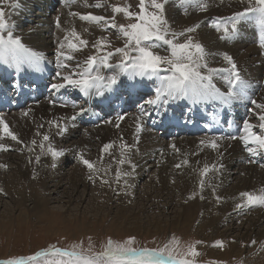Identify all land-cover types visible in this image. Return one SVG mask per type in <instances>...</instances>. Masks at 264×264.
Returning <instances> with one entry per match:
<instances>
[{"label": "snow or ice", "instance_id": "1", "mask_svg": "<svg viewBox=\"0 0 264 264\" xmlns=\"http://www.w3.org/2000/svg\"><path fill=\"white\" fill-rule=\"evenodd\" d=\"M74 0H65L71 3ZM171 0H138L136 11L132 10L130 4H111L109 0H97L95 4H88L84 0V7L100 9L106 4L111 8L112 15H97L91 12H71L70 16L78 17L80 21L93 25L101 31L113 29L116 38L123 41L121 47L113 48L111 40L107 36H101L93 42L83 38L82 34L75 28H62L60 17L56 18V27L65 34L58 40L55 51L56 68L55 76L58 81L50 84V90L59 93L62 89L72 88L87 97L93 93L96 96H104L105 92H111L118 84L121 76H126L130 81H149L156 83L154 98L147 99L145 104L155 109L161 105H167L170 101L191 100L193 104L219 102L224 106H231L234 101H247L248 115L237 125L238 133L227 137H210L200 141L201 148H210L219 154L222 160L223 153H220L221 141L239 140L244 151L248 155L247 163H257L256 157L264 154V101L249 98V91L252 84L242 75L235 59L228 53H220L224 61V67H211L210 56L204 45L197 41L194 33L201 28V23L183 28L179 31L173 29L166 16V6ZM223 3V0H220ZM243 5L242 10L235 11L227 17H214L208 21V27L220 33L221 40L235 41L241 34L243 26L250 25L254 28L257 36V46L262 50L264 56V0H238ZM183 8L184 14L188 13L189 7L199 11L207 12L209 0H177ZM12 9L20 8L19 0H0V64L9 66L28 65L33 70H39L45 61V56L25 46L20 37L14 35V23L11 21V14L6 15L5 5ZM123 15L129 21L127 24H118L117 15ZM89 31L88 28L84 29ZM94 50L84 60H77L76 53L85 48ZM159 49L160 51H157ZM164 54H161V53ZM118 58L116 63L111 61ZM115 69V74L105 75L103 69ZM67 70V71H64ZM219 80L220 84L216 81ZM52 106L57 105L56 99H50ZM60 107H67V102H60ZM73 108L78 105L73 104ZM84 113L81 108L79 112L71 116L76 121ZM151 113L141 107L139 116L136 117L135 132L136 144L139 143V133L143 130V119ZM25 116L28 112L24 113ZM255 119V123L253 122ZM125 119L124 115H118L115 120V127L119 128ZM113 123V121H105ZM231 128V121H227ZM58 129V134L68 131L65 124L61 126L59 121H49ZM40 127H43L41 125ZM37 135L41 133L37 132ZM6 138L17 144H22L19 136L11 130V126L0 116V141ZM50 136L43 134L42 140L38 142L33 139L31 147L24 145L29 153L35 151L38 145L40 155L35 156L36 163L40 162L41 155H50L55 168V161L63 156L64 150L56 149L50 143ZM121 142L106 143L101 149L98 160L92 161L85 157L83 152H77L76 158L84 168L87 169L88 179L95 182L99 180L101 185L111 186L112 183L125 188H130L129 178L134 176L137 165L132 161L131 154L136 144H128L120 138ZM174 150L175 145L171 146ZM118 148V156L113 149ZM11 150L8 145L0 143V152ZM105 155L111 157V162L105 165ZM31 163V160L29 161ZM112 164L117 167L113 173ZM128 165L130 171L123 170ZM189 165L187 158L175 165L181 168ZM264 167V164L260 165ZM6 165L0 164V168ZM224 168L222 162L212 164L205 163L198 170L199 193L205 187H211L215 195V187L210 183L212 173H219ZM35 178V177H34ZM198 192H193L189 199H194ZM217 202L221 197H215ZM200 199H204L200 195ZM264 208V187L258 190L242 191L238 194L234 208L245 210L250 208ZM202 241H195L187 244L172 236L162 247L148 248L138 246L135 236H129L123 240L113 239L111 236L100 245L99 250L91 242L84 246L83 241L73 242L66 247L58 244H49L29 255L13 256L0 260V264H197L196 258L201 255L198 245ZM257 241H251L255 245ZM214 247L223 249L224 242L217 240ZM264 249V242L261 244ZM222 264V262H216Z\"/></svg>", "mask_w": 264, "mask_h": 264}, {"label": "bare ground", "instance_id": "2", "mask_svg": "<svg viewBox=\"0 0 264 264\" xmlns=\"http://www.w3.org/2000/svg\"><path fill=\"white\" fill-rule=\"evenodd\" d=\"M38 1L41 0H24L20 1V4L22 5L23 9L29 11L31 10L29 5ZM209 1L212 4L209 6L208 11L202 13L204 16H206V19L204 20L207 21L217 16H230L235 11L242 10L243 8V5H241L238 0H223V3H221L220 0ZM96 2L97 0H87L88 4H95ZM176 2L177 0H171V2L166 6V14L176 19L177 22H180L181 20H190L192 15H197V13L191 7H189L188 13L184 14L183 8L179 7L180 5H177ZM74 5L78 7V13L91 12L97 15H105V10L103 7L99 9V12H97V8L84 7V0ZM74 5L71 7H74ZM21 17L22 16L18 11L16 12L15 16L12 17V22L15 25V36L20 37L25 45L33 48L35 51L43 53L44 56H47L52 51H56L53 50V47L51 49L48 45H46L50 43L49 41L45 40V43L40 37V31L46 30V28L38 29L36 26H34L27 33L21 34L17 29V26L22 24ZM27 18L30 19V17ZM200 18L197 17L195 21H199ZM75 19L79 20L78 17H75ZM35 23H38V21H35ZM49 23L50 22H47V24ZM82 25L83 27H81L80 33L82 34L83 38L87 40L95 38L99 33L102 32L99 28L93 25H88L85 23ZM171 26L175 30H177L179 27L178 24L177 26ZM85 28H88L89 31L85 32ZM242 34L243 31H241L240 40L238 37L235 42L220 41L216 35L215 37L208 36L207 38L203 39L201 43L204 45L205 49L212 54L209 58L211 67L226 66L219 55L220 53L226 52L235 59L245 79L262 81L264 80V63L257 57V50L253 46L241 42ZM51 43H54V40H52ZM93 51L94 50L91 48V46H89L86 50L84 49L75 55L77 60L82 61L88 55L93 54ZM161 54L164 53L162 52ZM115 71V69L109 68V71L106 75L115 74ZM256 99L259 101H264V85ZM25 112H28L27 116L24 115ZM63 114V110L56 108L49 109L45 104H41L38 107L22 109L17 113L3 116L7 123H12L17 127L20 126V135L22 137L26 136L24 135L26 132L30 136L31 140L35 139L38 144L42 140L43 134L50 136V143L58 150L62 149L60 148V142L69 143L73 140H79L77 145L71 144L68 148H66V150L62 149L64 150L65 154L61 156V159L58 158L55 161V168L51 166L53 163L52 159L44 160L36 164H33L32 161L31 163L27 161V163L23 164L20 161L22 164L15 165L12 170L13 178L11 177L9 180L1 179L2 176L0 175V194L3 197H10L9 199H11L12 203L18 204L15 207L18 208L29 199L33 206L32 209H34V212H36V210L39 212L45 210L46 212L45 207L47 201H51L53 199L51 196H62V198H60V203L63 204H78V202L82 201L79 198L81 197V194L83 195L85 193L88 196L93 195L88 192V189L92 188L98 198H107L105 203L111 206L114 205V209L119 207L123 210L132 205H136L137 208L135 210L136 213L139 214V212L142 210H152L153 206L155 205L158 207L161 206L158 203L160 200L165 204L164 207L174 205L173 202L175 201L173 194L175 195V193H177L181 196L182 201L180 204H178V207L180 208L179 211L170 213L171 216L174 214V216L171 218L172 224L178 225L180 223L186 222L189 226H195L194 222L197 223L199 219L201 221L207 220V226L199 225L198 227L202 230H204L205 227H207V229L210 228L212 230L211 238H215L217 237L219 232L218 228L220 226L223 228L224 232L229 234L231 232V227L232 231L239 232L240 227H236V225H242V223H244V233L238 234L237 236L239 241H245L251 237L255 238L254 240L264 239V208H262V210L259 209L253 211L246 209L236 210L234 208L236 198L240 192L258 190L259 188L264 187V170H259L258 168L252 166L245 167L238 164V147L234 143L221 142L222 146L219 152L223 153L222 160L220 159L219 154L212 149L201 148L200 141L204 140L201 137L195 138L193 141L189 138H184V141H179L178 139L171 140L168 143L164 142L165 145H162V143H160L161 141L154 139L151 136H143L139 137V143L136 144V136L133 135V130L135 131L136 118L127 116L121 122L119 128L115 127V124H113L107 126L105 130L114 134L112 142H115L117 145L121 142V137H123V140L128 144H136V148L131 154L132 161L137 165L134 176L129 178V183L132 186L130 188H125L122 182L120 185H117L116 183H112L111 186L101 185L99 180L93 182L88 179L87 169L79 163L76 158V153L84 152L85 149H91L93 151L89 153V160H98L101 155V149L103 145L108 143L106 141L104 132L97 131L98 133H92L89 129H86L81 132H72L70 135L72 138L70 140L57 139L59 136L58 129L54 125H50L49 121H59L61 126H64L63 120L61 119ZM253 121H255L254 118ZM41 125H43V127H40ZM23 128L25 132L22 130ZM37 132L41 133V135H37ZM27 137L25 139H28ZM1 142L3 143V141H0V143ZM172 145H175L178 151L174 150L171 147ZM144 146L149 151L148 154L145 153ZM9 147L11 150H13V152H16L17 149L11 146ZM36 148L40 150L38 145ZM118 151V148L113 150L114 154L117 156ZM174 151L176 154L173 159L171 158V155L174 153ZM157 158L159 159L157 160ZM185 158L189 160V165L176 168L175 165L181 163ZM13 160V154L6 153L4 156L0 157V164H4L8 167L9 163H13ZM218 160L224 164V168L221 169L219 173L210 174V183L216 184L221 191H216L215 187L214 195L212 188L206 186L204 191L199 193L198 170L202 168L205 163L212 164ZM69 162L72 163L71 166L69 165ZM110 162L111 157L105 155V165ZM149 163L151 164L150 166H148ZM116 167V164H112L113 173ZM66 169H70V172L65 171ZM5 170V168H0V173H4ZM123 170L130 171L131 169L128 167V165H125ZM231 173L237 175V178L235 177V179L238 180L234 186L228 187L227 180L233 176ZM224 174H227L225 178H223ZM144 178H147L150 192H144L141 196L142 193L140 194V192L134 191L133 185L135 181H141L144 180ZM173 178H176L177 184H175L178 185V187L172 183ZM170 184H172L171 187L169 186ZM156 186L160 187V189L157 190L155 188ZM193 192H198L199 194L196 195V197L190 202L188 199ZM153 193L154 195L152 196ZM171 193L172 195H170ZM134 195L135 197L138 196L137 200L139 201L136 204H131L134 201ZM200 195H203L204 199H200ZM216 196L222 198L219 203L215 198ZM15 197H18V199ZM56 198H54V200ZM60 199H58V201H60ZM91 199L97 200L92 198V196ZM186 200H188L190 203L185 202ZM134 214L135 212H133V215ZM241 229H243V226ZM263 255L264 253L262 254V257Z\"/></svg>", "mask_w": 264, "mask_h": 264}, {"label": "rangeland", "instance_id": "3", "mask_svg": "<svg viewBox=\"0 0 264 264\" xmlns=\"http://www.w3.org/2000/svg\"><path fill=\"white\" fill-rule=\"evenodd\" d=\"M109 2L111 4H116V5L127 3L132 6L133 11L138 10L137 9L138 0H109ZM176 4L179 5L177 2ZM209 4L211 5L212 3H210L209 1ZM103 8L105 10L104 12L105 16H111L113 14L111 8L107 4ZM17 11L18 10H13V13L11 15V21H12V17L15 16ZM77 11H78V7L75 5L74 7H70V8L69 7L60 8V11L56 15V17H60L62 28L66 29L69 27H75L80 32L81 27H83L82 25L83 23L75 19V17L70 16L71 12H77ZM194 11L197 13V15H192L190 20H181L180 22H177L176 19L168 16L167 14L166 16L171 25L177 26L178 24L179 27H181V28L178 27L177 31L192 26L196 23H201V28L198 30L197 33L193 34L197 39V41H199L200 43L202 42L203 39L207 38L208 36L215 37L216 34L213 33L210 30V28L207 26L208 21L210 19L208 21L204 20L206 19V16H204L202 12H199L195 9ZM5 12L6 15L12 12L10 8L7 6V4L5 5ZM97 12H99V9L97 10ZM198 14H202V15H198ZM197 17L198 18L201 17L199 21H195ZM116 22L118 24L129 23V21L124 19L122 14L117 15ZM20 25H18L17 27H19ZM34 26H35V21H34V25H32L31 27L20 28L18 31H21L20 32L21 34H25L28 31H30ZM51 28L52 26L50 27L48 26L46 30L40 31V37L44 40V42L45 40L49 41L50 43L46 45H48L51 49L53 47V50H56L58 40L62 39L65 33L61 29H58L57 27H55V29L53 28L51 29ZM49 33L52 35V37L46 36V34ZM101 36H107L109 40H111L113 48L121 47L123 45V41L118 40L116 38V32L113 29H109L104 33L102 31L95 38L89 39L90 43ZM52 40H54V43H51ZM86 49L87 48H85V50ZM117 59L118 58L115 57L113 60L116 62ZM9 125L11 126V130L19 136L21 141H23V139L26 143L30 141L27 145L29 147L32 146L31 145L32 140L30 136L25 132L24 128L22 130L25 132L24 135L26 136L22 137L20 135V128H19L20 126L17 127L12 123H10ZM106 127L107 126L99 130H91V129L89 130L92 133L94 132L98 133L97 131L104 132L106 141L110 143L113 140L114 134L112 132H108L107 130H105ZM26 137L28 139H25ZM195 138L198 137H192L189 139L193 141V139ZM178 140L184 141V139H178ZM24 141L22 144H17L16 142L8 138L3 140L4 144L14 147L17 150L16 152H13V150H9L5 153L0 152V157L4 156V154L6 153L13 154L14 156L13 163H9L4 173H0V175L2 176V177L0 176L1 179L9 180L11 179V177L13 178L12 170L17 164H22V163L24 164L27 163V161L29 162L30 160L33 162V164H36V161L34 159L36 155L41 154L40 150H38L35 147V151L29 153L24 147V145L26 144ZM78 142L79 140H73L72 142L69 143L60 142V148L66 150V148H68L71 144L77 145ZM160 143H162V145H165L164 142H160ZM144 149H145V153L148 154L149 151L145 148V146ZM91 151L93 150L85 149V151L83 152L87 159H90L89 153ZM175 154L176 153L174 151V153L171 155V158L174 159ZM49 159H51L50 155H41L40 162ZM158 159L159 158H157V160ZM71 164L72 163L69 162L70 166ZM150 165L151 164L149 163L148 166ZM69 170L70 169H66L65 171H69ZM231 175L233 176L227 180L228 187L234 186V184L238 180L235 179L237 175L232 173ZM226 176L227 174H224L223 178H225ZM172 183H174V185L178 187V185H176L177 184L176 178H173ZM148 184L149 183H147V178L146 179L144 178V180L141 181L140 180L135 181L133 185L134 191L140 192V194L142 193L141 196L143 195L144 192L149 193L150 189L148 187ZM212 185L216 186V191L219 192L221 191L216 184L212 183ZM169 186L171 187L172 184H170ZM155 188L157 190L160 189V187L158 186H156ZM92 191H93L92 188L88 189V192H90V194L93 195L88 196L85 193H84L85 195L81 194L80 195L81 197L79 196L78 197L82 201L78 202V204L73 203L71 205L60 203L61 202L60 198H62V196L58 195L56 196L57 198L55 197V195L51 196L53 199L51 201L50 200L47 201L45 207L46 212L45 210H43L44 212L41 211L42 213L36 209H35L36 212H34V209H32L33 206L29 199L23 205H20L17 208L15 206L18 204L12 203L11 199H9L10 197L9 198L3 197L0 194V260L7 259L13 256L29 255L39 249L47 247L49 244H58V246L60 247H66L73 242L83 241L84 246L87 247V245L89 244V237L91 238V242L95 245L96 249L99 250L100 245L109 236H111L113 239L116 240H123L129 236H135L138 241V246H145L148 248L162 247L163 244L167 242L172 236H175L181 242V244H187L195 241L203 242L202 244L197 246L199 252L201 253V255L196 258L197 264H216V262H222V264H264V259H263L264 255L262 257V254L264 253V249H262L261 247V244L262 242H264V239L255 240L257 241L255 245L251 244V241L255 239L253 237L245 241L242 240L239 241L237 239L238 234H242L245 231L244 223H242V225L240 224L236 225V227H240L239 232L232 231V227H231V232L229 234L224 232L223 228H221L220 226L218 228L219 232L217 234L218 239L217 237H215L216 239L211 238L212 230L210 228L207 229V227H205V229L202 230L201 228L198 227L199 225L207 226L208 225L207 220L201 221L199 219L197 223L194 222L195 226L192 225L189 226L186 222L180 223L178 225L172 224L171 218L172 216H174V214H172L171 216L170 213L179 211L180 208L178 207L179 206L178 204H180L182 201L181 196L175 192H174L175 195L173 194V198L175 201L173 202L174 205L172 206L169 205L170 207L169 206L164 207L165 204L162 203L160 200L158 201V203L161 206L158 207L155 205L153 206L152 210H148V211L142 210L139 212V214H137L135 210L137 208L136 205H132L123 210L120 209L119 207L114 209V205L111 206L105 203V200L107 201V198L106 199L98 198L96 193ZM153 195L154 193L152 194V196ZM170 195H172V193ZM91 196L92 198L97 199L98 201L91 199ZM15 198L18 199V197ZM54 198L56 199L54 200ZM133 198L134 201L131 204H136L139 201L137 200L138 196L135 197L134 195ZM58 199H60V201H58ZM188 200L190 202L192 201V199H188ZM188 200H186L185 202L190 203ZM260 210H262V208H260ZM133 212H135L134 215ZM250 217H254V216H250ZM242 226L243 229H241ZM225 233L227 234V236ZM217 240H221L224 242L223 249L213 246L214 242Z\"/></svg>", "mask_w": 264, "mask_h": 264}]
</instances>
